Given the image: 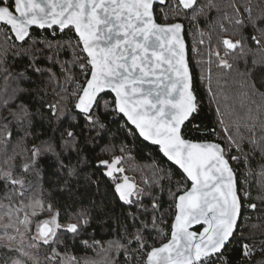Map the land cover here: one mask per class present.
Listing matches in <instances>:
<instances>
[{
    "label": "trees",
    "instance_id": "trees-1",
    "mask_svg": "<svg viewBox=\"0 0 264 264\" xmlns=\"http://www.w3.org/2000/svg\"><path fill=\"white\" fill-rule=\"evenodd\" d=\"M177 2L155 14L186 28L197 108L182 134L218 136L242 202L217 258L264 264V0H198L190 12ZM0 5L14 10V0ZM90 71L73 29H33L18 43L0 25V264H144L170 237L191 184L117 113L113 95L90 116L76 110ZM115 164L138 197H124ZM46 218L59 229L39 242Z\"/></svg>",
    "mask_w": 264,
    "mask_h": 264
},
{
    "label": "water",
    "instance_id": "water-1",
    "mask_svg": "<svg viewBox=\"0 0 264 264\" xmlns=\"http://www.w3.org/2000/svg\"><path fill=\"white\" fill-rule=\"evenodd\" d=\"M177 1L187 12L198 2ZM166 3L14 0V10L0 5V24L10 28L18 43L26 42L33 29L74 30L91 68L76 110L90 116L102 95H113L117 113L191 184L177 198L168 241L153 248L144 264H197L228 246L242 202L224 147L183 137L197 97L184 24H162L155 16V7ZM51 232L49 224L40 227L44 238Z\"/></svg>",
    "mask_w": 264,
    "mask_h": 264
},
{
    "label": "rangeland",
    "instance_id": "rangeland-1",
    "mask_svg": "<svg viewBox=\"0 0 264 264\" xmlns=\"http://www.w3.org/2000/svg\"><path fill=\"white\" fill-rule=\"evenodd\" d=\"M165 16L167 17L166 12H165ZM115 170H116V173H122V169H119L117 164H115ZM120 179L121 181H123L121 185L123 187L121 188L123 189L124 194H125L124 197L127 198V200H131L140 195V190L137 187H135L133 183L130 182V179L128 178L127 175L122 173V176ZM123 183L127 185H124ZM44 224H49L52 228L51 234L46 238L40 235V227ZM58 229H59V223L55 218L42 219L41 221L37 223V231L35 233V239L39 242H48L55 237Z\"/></svg>",
    "mask_w": 264,
    "mask_h": 264
},
{
    "label": "built area",
    "instance_id": "built-area-1",
    "mask_svg": "<svg viewBox=\"0 0 264 264\" xmlns=\"http://www.w3.org/2000/svg\"><path fill=\"white\" fill-rule=\"evenodd\" d=\"M176 9H179L182 7L180 6L179 2L175 3V6H174ZM183 10V9H182ZM185 11V10H183ZM187 12V11H185ZM156 17H161L162 20H163V23H166L167 21V17L165 16V11L164 10H160L157 12V14H155ZM242 18L245 19V17L242 15ZM2 25V24H0ZM195 46V45H194ZM218 136L215 135V137H213L211 140H208L207 138H205V136L201 137L200 139H196V140H193V141H214V142H219L218 141ZM250 195L249 193L247 194V196ZM247 209L249 208V205L247 204ZM222 260L218 259L217 256L216 257H212V258H209V259H206L200 263H197V264H222Z\"/></svg>",
    "mask_w": 264,
    "mask_h": 264
},
{
    "label": "bare ground",
    "instance_id": "bare-ground-1",
    "mask_svg": "<svg viewBox=\"0 0 264 264\" xmlns=\"http://www.w3.org/2000/svg\"><path fill=\"white\" fill-rule=\"evenodd\" d=\"M142 263V262H141Z\"/></svg>",
    "mask_w": 264,
    "mask_h": 264
}]
</instances>
